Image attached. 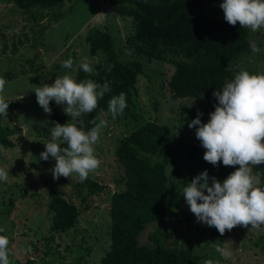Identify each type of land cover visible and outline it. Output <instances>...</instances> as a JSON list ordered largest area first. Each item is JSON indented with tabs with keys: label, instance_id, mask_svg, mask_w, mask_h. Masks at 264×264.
<instances>
[{
	"label": "rangeland",
	"instance_id": "374dc122",
	"mask_svg": "<svg viewBox=\"0 0 264 264\" xmlns=\"http://www.w3.org/2000/svg\"><path fill=\"white\" fill-rule=\"evenodd\" d=\"M93 26L108 30L116 47H121L132 33L133 22L131 18L120 17L108 0H71L59 10L42 14L26 13L14 5L0 7V77L9 82L4 93L9 103L8 116L1 115L2 125L21 129L10 136L16 146L3 147L7 151L0 152V168L9 173L7 181H0V223L8 230L10 264H100L111 246L110 199L120 186L118 179L122 173L114 155L119 140L149 119L182 134L180 120L189 114L185 109L189 105L203 108V104L172 97L168 88V78L174 71L172 64H147L138 82L140 121L126 113L113 119L109 111L100 112L96 118L97 123L105 120L107 127L102 129L94 145V155L101 164L89 175L102 189L80 203L87 197L81 188L85 181L81 182L76 173L55 180L50 171L55 167V160L40 159V153L46 150L44 143L50 139L49 130L55 123L42 111L34 91L35 86L52 84L65 74L76 78L77 69L85 59L92 72L100 67L103 58L88 54L86 34ZM253 34L262 43L260 46L256 42L260 52L251 50L242 55L232 69L234 78L242 70L253 75L264 74V27ZM69 58L76 60L73 67L62 68V62ZM63 109L62 105V112ZM81 119L83 129L90 130L92 116L85 114ZM181 177L186 179L185 167ZM52 190L65 198H73L80 207L79 221L69 232L57 233L52 227L48 209ZM11 198L14 205H9ZM184 209L189 219L183 223L166 220L148 224L139 243H151L153 233L160 232L170 243L178 241V246L192 249L203 262L211 259L214 264H264V231L251 229V225L248 228L238 225L223 236L219 232L212 235L213 227L197 222L186 201ZM218 241L233 242L231 259H224L216 251L213 244Z\"/></svg>",
	"mask_w": 264,
	"mask_h": 264
},
{
	"label": "trees",
	"instance_id": "16d2710c",
	"mask_svg": "<svg viewBox=\"0 0 264 264\" xmlns=\"http://www.w3.org/2000/svg\"><path fill=\"white\" fill-rule=\"evenodd\" d=\"M68 1L71 0H0V7L14 5L26 13L42 14L59 10ZM108 1L120 17L132 19L133 28L121 47H116L108 30L93 26L86 34L89 56H101L103 60L91 73H85L79 66L74 79L77 82L91 79L101 85L107 82L111 87L98 101V107L89 113L92 119L108 111L113 96L124 93L127 107L123 113L140 121L138 82L150 63L172 64L174 71L168 78L172 97L203 104V108L185 109L189 114L180 120L182 134L149 119L119 140L114 155L122 173L118 179L120 186L110 199L111 246L100 264H203L199 254L178 246V241L170 243L163 233H153L149 244L141 245L139 237L148 224L166 220L183 223L189 219L184 209L183 189L195 175L207 171L211 186L212 177L223 182L239 167L224 166L222 161L219 167L206 162L203 159L206 150L196 138V129L189 124L203 109L201 120L209 121V114L218 104L213 93L234 79L232 69L242 55L252 50L251 43L258 42L260 46L262 43L250 28H242L239 23L231 26L225 21L220 8L223 0ZM50 107L49 116L54 122L65 125L72 121L62 112V105L52 101ZM1 118L0 115V146L14 148L10 136L21 129L3 126ZM184 167L186 179L181 177ZM255 171L261 173L264 181V164L256 166ZM81 188L87 192L80 202L83 204L102 186L89 175ZM51 193L48 209L52 227L57 233L69 232L79 221L80 207L73 198H65L57 190ZM10 204L14 205V198ZM0 227L4 225L0 223ZM217 232L213 227L212 235ZM0 235L8 237V230Z\"/></svg>",
	"mask_w": 264,
	"mask_h": 264
},
{
	"label": "clouds",
	"instance_id": "9594fccd",
	"mask_svg": "<svg viewBox=\"0 0 264 264\" xmlns=\"http://www.w3.org/2000/svg\"><path fill=\"white\" fill-rule=\"evenodd\" d=\"M220 8L231 26L239 23L242 28L247 27L254 32L264 27V0H223ZM250 47L253 52H260L255 42ZM73 64V59L69 58L62 62L61 67L71 69ZM80 67L85 73L93 71L86 59ZM8 83L0 77V115L5 117L9 108L4 95ZM110 91L107 82L103 85L91 79L77 82L68 74L57 77L52 84L35 86L37 102L45 113L51 115L50 102L55 101L57 105L64 106L65 114L73 121L65 125L54 122L55 126L49 130L50 139L44 143L46 150L40 153V159L44 161L50 157L55 160V167L50 170L55 180L76 173L84 182L99 168L101 161L94 155V145L107 122L100 120L97 123L95 118L91 121V129L85 131L81 117L92 113L98 107V101ZM213 96L218 104L209 114V121L203 123V113L200 112L189 127L196 129V138L206 150L203 157L206 162L219 167L222 161L224 166L239 167L223 182L212 177L211 186L209 174L204 171L187 184L183 197L197 222L215 227L221 236L238 225L245 228L251 225V229L264 231L261 227L264 225V186H261V173L254 171L256 166L264 164V74L253 75L242 70ZM126 107L124 93L113 96L108 102V111L113 119L122 115ZM62 144H67V147H61ZM5 151L0 146V152ZM8 177L9 173L0 168V181H7ZM5 230L0 227V233ZM9 244V238L0 235V264H10ZM232 244V241H218L213 246L227 260L233 256ZM203 264L214 262L209 259Z\"/></svg>",
	"mask_w": 264,
	"mask_h": 264
}]
</instances>
